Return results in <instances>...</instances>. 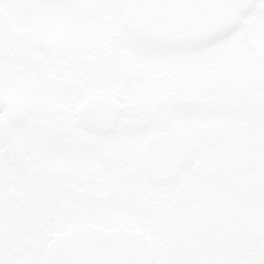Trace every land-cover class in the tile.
Returning a JSON list of instances; mask_svg holds the SVG:
<instances>
[{
    "label": "rangeland",
    "instance_id": "rangeland-1",
    "mask_svg": "<svg viewBox=\"0 0 264 264\" xmlns=\"http://www.w3.org/2000/svg\"><path fill=\"white\" fill-rule=\"evenodd\" d=\"M240 1L216 15L215 26H208L214 32L177 37L188 40L178 42L173 54L192 61L191 84L198 92L210 86L198 99L194 89L195 126H219L220 102L234 101V95L213 90L216 77L222 81L237 71L236 81L244 84L258 71L253 56L264 59V0ZM130 6L128 0H0V119L15 103L22 106L19 113L34 111H24L27 123L12 125L7 143H0V264H143L148 257L147 264H264V168L240 172L236 189L214 192L205 204L195 197L188 211L167 207L169 219L157 220L156 207L134 210L110 198L93 203L88 188L105 197L110 182L94 157L75 150L66 134L80 135V146L97 142L78 130L73 97H64L56 86L50 96L58 104L31 93L28 53L39 54L45 46L55 58L59 52L51 44L66 28L79 29L85 39L118 38L117 10L106 13ZM202 60L209 80L200 78ZM229 122L233 125L234 118ZM216 151L210 148L209 155ZM201 161L198 155L195 162Z\"/></svg>",
    "mask_w": 264,
    "mask_h": 264
},
{
    "label": "flooded vegetation",
    "instance_id": "flooded-vegetation-1",
    "mask_svg": "<svg viewBox=\"0 0 264 264\" xmlns=\"http://www.w3.org/2000/svg\"><path fill=\"white\" fill-rule=\"evenodd\" d=\"M239 1L214 0L194 8L187 0L162 6L159 4L163 2L158 0H142L137 7H114L106 13L112 15L117 10L115 31L121 32L118 38L110 35L99 40L85 39L79 29L66 28L53 44L59 52L55 58H50L51 51L45 46H39L40 55L27 54L25 72L31 93L36 90L44 94L43 102H48L53 94L50 89L56 86L63 90L64 97H73L76 107L90 98H104L113 103L106 110V121L93 125L95 131L83 129L71 114L78 130H84L97 142L80 146V135L66 133L74 141L73 148L79 152L83 148L91 154L97 169L105 172L110 182L109 195L105 197L88 188L89 201L99 203L110 198L134 210L137 206L156 207L157 220L169 219L172 211L167 207L188 211L195 197L205 204L214 192L236 189L240 172L264 168V81L259 80L264 79V59L253 56L258 71L253 77L246 76L248 82L244 84L236 81L237 71L227 72L222 81L215 78L213 90L234 95V101L220 102L222 123L210 130L193 124L194 89L198 99L208 93L210 86L203 85L198 92V86L191 84L192 61L179 60L183 56L173 54L178 42L188 41L177 38L187 34L185 27H188V23H177L179 12L194 13L218 5L225 13L229 5ZM202 62L200 78L209 80L208 64ZM18 67L17 64L15 72ZM239 73L244 75L242 71ZM2 110L4 107L0 105ZM9 111L0 119V138L12 125L23 123L18 119L16 106ZM26 111L34 113L29 108ZM230 117L235 120L233 125ZM160 134L180 140L176 144L179 155L155 157L154 173L167 172L169 165L170 171L174 172L172 167L177 169V174L172 182L154 184L144 175V165L151 154L146 144ZM210 148H217L213 156L209 155ZM103 153L108 155L106 159ZM198 155L202 157L199 164L195 162ZM147 165H151L149 160ZM197 176L200 184H195L199 181Z\"/></svg>",
    "mask_w": 264,
    "mask_h": 264
},
{
    "label": "water",
    "instance_id": "water-1",
    "mask_svg": "<svg viewBox=\"0 0 264 264\" xmlns=\"http://www.w3.org/2000/svg\"><path fill=\"white\" fill-rule=\"evenodd\" d=\"M160 1L163 2V4L158 3L160 6L168 4V3H172V5L180 3V0H159V2ZM207 1L211 2L213 0H207ZM187 2H188V5H190L191 7H197L198 4L204 5L206 3L205 1L203 2L201 0H187ZM192 2L195 3V6H192V5H194V4H192ZM108 104H110L109 101H106L103 99H91V100H88L87 102L83 103L77 111V115H78V118L80 120L81 125L88 128V129L94 130L93 125L98 124L102 121H106V118L108 117V113H106V110H108ZM166 143L173 146L177 142L173 141L169 138H166L165 136H157V137H155L149 141L148 148L149 149L151 148V150H153V154H157V149L154 150V148L158 145H161V144L163 145ZM176 149H177V147H174L171 150V153L173 155L177 153ZM165 153L167 155H170V151H168V150H164L161 154L163 155ZM150 158H153V156H150ZM146 175L152 181H157V180H159L160 177H167L169 179L172 177V174H170V173L166 174V176L156 174L153 172L151 167L149 168V172H147Z\"/></svg>",
    "mask_w": 264,
    "mask_h": 264
},
{
    "label": "trees",
    "instance_id": "trees-1",
    "mask_svg": "<svg viewBox=\"0 0 264 264\" xmlns=\"http://www.w3.org/2000/svg\"><path fill=\"white\" fill-rule=\"evenodd\" d=\"M219 6L218 5H212V6H208L206 9H204V11H200L199 13H188L186 11H181L179 12V14L177 15V19L182 22L183 24H185V22L189 21L192 19V21L195 23L200 19V15L202 14V12L205 15H209V14H214L215 9H217ZM24 113H22L21 115H23ZM22 117V116H20ZM3 140H6L5 138H3Z\"/></svg>",
    "mask_w": 264,
    "mask_h": 264
}]
</instances>
